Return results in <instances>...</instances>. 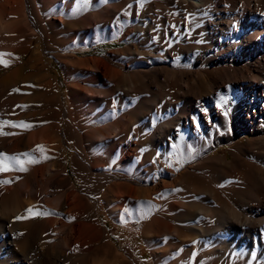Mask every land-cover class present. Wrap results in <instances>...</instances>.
I'll use <instances>...</instances> for the list:
<instances>
[{"label": "bare ground", "instance_id": "1", "mask_svg": "<svg viewBox=\"0 0 264 264\" xmlns=\"http://www.w3.org/2000/svg\"><path fill=\"white\" fill-rule=\"evenodd\" d=\"M83 1L0 0V154L6 157L16 153L22 162L18 170L29 167L26 178L18 183L15 177L20 172L10 177L7 171L0 172V264H86L92 251L95 254L92 264H128L119 250L103 242L98 229L101 202L86 196L98 191L87 180L88 168L78 160L74 163L78 183L69 176L64 164L69 135L63 116L70 115L71 109L64 111L58 80L46 60L52 50V37H56L52 36L51 25L61 23L63 16ZM148 1L137 3L136 8L141 10ZM171 1L186 9L190 6L209 9L210 4L213 7L201 29H189L187 19L184 29H172L174 17L169 14L165 29L127 32L120 41L131 36L138 39L118 52L128 58L120 66L106 64L102 57H90L118 79V90L98 93L91 99L81 96L84 105L79 107L80 113L85 115L91 109L97 114L90 123V133L81 137V146L85 147L79 149L82 160L87 161L91 170H99L115 180L105 195L112 210L127 204L150 203L156 195L162 197L169 189L168 184L173 183L166 180V173L175 184L193 167H209L216 181L222 186L231 182L232 189L226 190L225 199L220 200L217 191L188 186L190 195L200 198L203 204L191 198L188 205L191 210H186L185 216L192 223L189 229L193 233L183 236L182 241L188 243L198 236L207 239L213 246L210 253H216L218 261L238 253L264 261V0ZM177 41L180 55L176 63L180 66L170 70L160 64L159 55L160 51L172 55L170 43ZM144 56L152 60L141 65L145 72L123 75L127 62L134 63V67ZM201 66L205 71L194 68ZM77 87L75 91L80 95L82 89ZM127 97L129 101L125 103L123 99ZM115 98L121 104V111L129 110L130 115H120V120L110 122L108 110ZM56 100L58 110L54 108ZM149 113L153 116L149 117ZM101 118L107 124L96 128ZM137 123V133L144 128L151 130L148 140H141L139 145L131 141L123 144L122 137ZM245 134L249 135L248 141L241 143ZM146 141L151 147L149 158L153 155L155 158L143 168L139 151ZM225 143L238 151L232 153L233 159L214 154ZM183 145L204 150L191 158L171 154ZM40 146L42 150H38ZM89 147L95 151L91 158L87 155ZM33 159L37 162H32ZM162 160L166 161L169 172ZM239 162L243 166L236 168V178L230 179V169ZM5 163L12 168L9 161ZM51 191H57L58 196L54 194L46 200L55 201V208H41L44 206L41 194L46 196ZM62 209L72 216L74 223L67 226L65 236L58 243L52 239L53 244L49 230L62 215ZM197 217L215 220L208 226V222H195ZM161 228L168 229L166 224Z\"/></svg>", "mask_w": 264, "mask_h": 264}, {"label": "rangeland", "instance_id": "2", "mask_svg": "<svg viewBox=\"0 0 264 264\" xmlns=\"http://www.w3.org/2000/svg\"><path fill=\"white\" fill-rule=\"evenodd\" d=\"M140 2H143V0H84L75 9H73V11L71 10L67 12L63 16L64 20L61 23L55 22L50 27V29H53L52 36H56L54 38L56 41L52 37L53 41L50 45L52 50L46 55V60L50 64L53 77L58 80L60 94L63 97V100L65 101L64 111L65 109L68 110V112L70 109L72 110H70L69 112L72 115L64 114L63 116V119L65 120V125H67L68 127L67 133L69 135L68 137H66V145L64 149V157H67V160L64 161V164L68 167L70 171L69 176L75 181H79L78 176L74 171V163L77 160L84 164L86 169L88 168L85 174L87 180L91 185L94 186V188H97L98 191L88 193L86 194V196H92L96 199H99V201L101 202L99 210L100 214L98 215V229L102 233L103 242L108 243L117 251L119 250L118 252L124 256L128 264H185L184 262H186L188 259L191 261L190 264H217L218 262V264H264V261H260L257 258H250L244 253H238L237 255H234V257L231 255L225 258L223 261H218L217 256H215L216 253L215 255L214 252L210 253L212 250L211 248L213 246L207 242V239L196 236V240L191 239L190 241H188V243L182 241L183 236L192 235L193 233L189 229V225H191L192 223L190 221H186L185 216V214H187L186 210H191L190 208H188V205L192 202L191 198L193 197L192 195H190L191 193L188 190V186H196L204 189L217 191L220 200L225 199L226 190L232 189L229 188V186L232 185L231 182H227L228 185L222 186L219 180L216 181L217 179H214L213 173L209 167H193V170H189L188 175L184 176L183 180L175 184L174 181H171L169 176L170 174L166 173V180L169 183H173L171 185L168 184L167 187H169V189L164 192L165 194L161 195L164 201L162 200V197H160V195H156L154 196V200H152L150 203L139 202L134 205L127 204L125 206L122 205L123 208L119 207L116 210H112L110 203L105 195L107 194L106 191H108V187L113 183V181L115 182V180L109 175H104V173L99 170H91L87 161L83 162L82 160V155L79 151V149L84 147L81 146L83 145L81 137L86 136V134L90 133V131L92 130V124L90 123L96 117L97 114L94 115L92 112L93 110L88 108L89 110L84 113L85 115H82L79 111V107L82 104L84 105V103L80 101L81 98L86 95L89 97V99H91L92 97L94 98L95 95L98 93H109L112 89L118 90V79L114 76H110L109 74H107V72L103 68V65L100 64L99 66L95 64V62L92 61V58L102 57L100 59H102L104 63H112L113 65L120 66V62H124L128 58L126 54H120L118 52L126 48L131 43L136 42L138 39L137 36H131L127 40L120 41L119 39L122 38L127 32H130L134 29H147L146 33H149L148 29H165L166 24H168L167 21H169V14L174 17V25H172V29H184L183 24L186 23L187 20L189 22V29H201L203 24H205L208 19V13L213 7V4H210L209 9H207V6L206 8L201 9V11L190 6L187 8V10L179 3H177L176 6L171 0H150L148 1L147 5L145 4L144 7L141 8V10H138L136 6L137 3ZM184 9L186 12H188L184 13ZM170 11L175 14H171ZM113 42H116L121 45L114 48L96 47L98 44L101 43ZM159 42L161 44H158L162 47L161 40H159ZM177 43L179 42L177 41L170 43L171 47L173 48V53L171 52V54L174 57L168 53L164 54V52L160 51V64L170 67V70L178 68L180 66L179 63H176L178 58L177 56L180 55L179 46ZM142 46H144V41H142ZM154 49L155 48H153L152 50ZM90 51L93 52L91 53ZM119 55L123 56L121 57ZM27 57L28 55L25 56V58ZM78 60H82V62L79 61V63ZM142 60L144 62L139 61V63H137V65L134 67V63L127 62L125 64L126 66H124V73L122 72L123 75H125L126 72L131 71L138 73L142 71L145 72V69H142L141 65L149 64L152 62V60L149 59L147 56H144ZM185 65L191 66L188 64ZM194 68L199 72L205 71L202 66ZM1 73L4 74L5 71H1ZM108 75L110 77H108ZM78 85L80 86L79 88L82 89V93H80V95L78 92L75 91L78 88ZM71 89H74V92H72ZM111 95H108V97L111 98ZM123 100L125 101V103L129 101L128 97L124 98ZM113 102L114 103L109 106L108 121L113 122L120 120V115H130V113H128L130 112L129 110L121 111L122 107L118 99L115 98V101ZM17 103L20 104L21 102L18 101ZM54 108L56 110L59 109V102L57 100L54 103ZM149 114H151L149 115V117L153 116V113ZM105 123L106 122H104L101 118L100 121H97L95 127L102 128L106 126L107 123ZM137 125L138 123L135 125L132 131H129L127 135H124L122 137L123 144L127 141H131L132 143L136 142L139 145L143 140H148V135L151 130L149 128H140L142 130H139V132L137 133L136 127L139 128V126ZM221 132H223V130H221ZM5 133L7 134L6 130L4 131V134ZM248 137L249 135L247 134L243 135L241 143L247 142ZM142 146L140 147L139 151V160L140 162L144 160V163L142 162V166L143 168H145V166L151 164L155 156L153 155L154 157L152 156V159L149 158V154L151 151L149 142L143 144ZM178 148L174 151L175 153L172 152L171 154L174 156L176 154V156L178 157L189 156V158H191L195 155H198L199 151L202 152V150H204L203 147H195L188 145H183ZM94 152L95 151L93 149L91 150L89 147L87 149L88 157H93ZM237 152L238 151H236L233 146L225 143L224 145L218 146L214 154H218L220 156L227 155L229 159H233L232 153L234 154ZM6 157H17V160H19L20 158L16 153L12 152L6 155ZM85 158L87 157L85 156ZM146 160H149L150 162L148 161L147 163ZM7 161H9L12 166L11 170L7 171V176H15V172H20L21 176L17 175L15 177V180L16 183L23 181L28 175L27 171H29V167L20 171L18 170L19 164L16 160ZM162 163L166 167V161L162 160ZM186 164L187 162L183 163V167ZM237 164L234 167L235 170L232 168L229 171L230 175L231 172L233 174V176L229 175L230 179L232 177V179H235V175L237 174L236 170L239 169L241 165L243 166V162H239ZM199 167L201 168L200 170ZM166 169L169 172L168 165ZM200 174L203 176H201ZM187 180H191L190 183H188ZM161 185L163 186V184ZM170 186L172 189L170 188ZM173 186H175L176 188ZM54 194L58 196L57 191L48 192L46 196L44 194H41V203L44 204V206L40 207L43 209L47 208L49 210H53L55 208L56 202L53 200V202H49L48 200H46V198H52L55 196ZM157 202L159 204H157ZM193 202H197L198 204L202 202L201 204H203V201L198 197H193ZM47 203L49 205H47ZM175 203H178V205H176ZM92 211L93 208L90 207L89 213L92 214ZM62 212V215L56 218L57 222L54 223L53 227L49 230V234L51 235V242L53 244V240L55 241V243H58L65 236L67 226L69 227L74 223L72 216L66 212V209H62ZM196 219H194V221H197V223L199 224L208 222V226L212 225L213 221L215 220L214 218L209 217L204 219L199 217L197 220ZM162 223L167 225V230L161 228V226L163 225ZM52 229L56 230V234H54L55 230ZM162 230L163 232H161ZM156 231L157 233H155ZM190 247L195 248L192 249L191 252H187L186 250ZM208 253L211 255H209ZM186 255L189 257L187 258ZM93 258H95L94 251H92L88 255V258L86 259L85 263L92 264ZM252 259L255 260L252 261Z\"/></svg>", "mask_w": 264, "mask_h": 264}, {"label": "snow or ice", "instance_id": "3", "mask_svg": "<svg viewBox=\"0 0 264 264\" xmlns=\"http://www.w3.org/2000/svg\"><path fill=\"white\" fill-rule=\"evenodd\" d=\"M201 41H197V43H200ZM25 127H29L28 125H25ZM43 146H40V148L38 150H42ZM24 155H29V154H24ZM5 160H16L17 163H22L21 161L17 160V157H4L3 154H0V172H6L11 170L9 165L7 163H5ZM32 162H37L35 159L32 160ZM31 211V210H29ZM37 215H39V213H36Z\"/></svg>", "mask_w": 264, "mask_h": 264}, {"label": "trees", "instance_id": "4", "mask_svg": "<svg viewBox=\"0 0 264 264\" xmlns=\"http://www.w3.org/2000/svg\"><path fill=\"white\" fill-rule=\"evenodd\" d=\"M120 45L121 44L113 42V43H101V44H98L96 47L97 48H100V47H102V48H114V47H118ZM90 52L92 53L93 51H90Z\"/></svg>", "mask_w": 264, "mask_h": 264}]
</instances>
